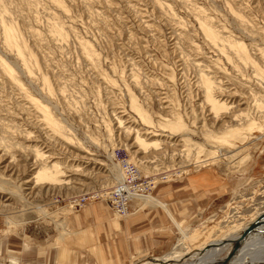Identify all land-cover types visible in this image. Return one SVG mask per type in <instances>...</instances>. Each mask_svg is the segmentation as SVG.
Masks as SVG:
<instances>
[{
  "label": "rangeland",
  "instance_id": "obj_1",
  "mask_svg": "<svg viewBox=\"0 0 264 264\" xmlns=\"http://www.w3.org/2000/svg\"><path fill=\"white\" fill-rule=\"evenodd\" d=\"M200 16L259 58L264 0H0V264H154L173 254L166 264H202L216 250V260L225 258L226 240L264 214V133L248 150L212 156L200 76L227 86L238 102L239 92L263 89L228 42L208 39ZM6 27L17 33L20 54ZM131 101L155 126L159 115L170 117L164 108L180 112L195 132L191 150H140L127 126H153ZM43 108L64 135L51 130ZM32 147L69 167V182L37 184ZM120 156L154 181L150 194L161 207L136 200L119 217L94 196L117 182ZM77 196L87 199L75 206Z\"/></svg>",
  "mask_w": 264,
  "mask_h": 264
},
{
  "label": "bare ground",
  "instance_id": "obj_2",
  "mask_svg": "<svg viewBox=\"0 0 264 264\" xmlns=\"http://www.w3.org/2000/svg\"><path fill=\"white\" fill-rule=\"evenodd\" d=\"M57 3L60 5V2H57ZM200 22H201V26L206 36L208 37L209 40H211V42L217 45L219 44L221 40L223 41V43L224 41L228 42V46L230 47L231 52L233 54H236V56L240 60L239 64L243 63L246 66H248L247 64L249 63L252 64L254 70L256 71V75L258 76V79H259L257 84H259L260 87L257 84L256 85L259 88L263 89L262 90L263 93L255 89L244 92L240 86V88L242 89L244 93L239 92V91L237 92L234 91L235 94L238 92L240 94H244V96H240L242 97L241 99L242 101L238 102L236 101L237 99L233 100L234 96L230 94L229 91L231 89L228 91L229 88H226L227 86H224L223 84H218L219 82H217L215 78L209 77L210 76L209 74L200 76L201 84H203V87H204L205 103H207V105H204L202 109L205 112L203 114V118H205V115L207 114L208 116L209 114H212L211 120H208V117H206L203 120V127L205 130H203L202 132H204L206 138L208 137L207 139H209L210 141L209 142L207 140L212 148L211 150L208 147L211 150L209 153H211L212 156L225 159L228 155L232 153L235 154L237 152H242L243 150H248L249 148L247 147L248 145L246 144L248 143L250 138L256 136L257 133L259 132L264 133V49L261 47L258 48L259 58L257 57L253 58L254 56L252 57V55H250L248 46L244 42L236 41L232 39L230 36L225 35L224 37L223 36L224 34L218 31L215 27H213V25L209 24L208 21L203 16H200ZM5 30H6L5 40L7 44L10 45V47L12 46L13 48L16 47L20 54L23 50L19 44L17 33L14 31L12 27H6ZM59 34L62 35L61 32H59ZM222 50H224V48H222ZM2 67L4 71L6 72V74L8 73L9 75L12 76L11 68L8 65L6 66L5 64H3ZM241 70L243 71V69ZM167 100H168L167 98L164 99V101H167ZM131 102H132L133 110L135 111L136 115H138V117L141 119V121L145 125L153 126V128H150V127H148L149 129L140 128L139 130H137L136 128L131 130V127L128 128L127 126L129 135L134 136V141H135L134 143L136 146L139 145L140 150L145 149L146 151L150 148L159 149L161 148V146H164L165 144H167L165 145L167 147H173L176 149L181 148L179 147V145H183L184 146L183 150L179 149L180 151H183V152L185 150L186 151L191 150V147L193 146L194 143H190V142H193L192 135L194 136L195 132L193 131L192 133V130H188V128H190V125H189L190 123H187L185 121L184 116H182L180 112L176 111L175 113V109H173V107L171 106L169 107L166 104L168 107L166 109L163 107L164 110H166L164 111V115L170 116L171 118L169 117V118L164 119L162 118L164 116L159 115L160 116L159 121L157 122V125L155 126L153 125L152 116H150L147 111H145L140 105H138L137 102L135 101H131ZM245 103L247 104L250 103V105L243 107ZM208 105H210L209 109L207 108ZM206 108L208 109V112L206 111ZM42 112H43V117L46 119L49 126L53 128L51 130L52 131L54 130L53 131L54 133L64 135V133H61V130H62L61 125L58 124L57 122H54L50 118L48 111L43 108ZM118 121L122 124L121 118L118 117ZM154 128L157 130L159 129V131L161 130L163 134H159V131H156ZM157 137H159L160 139ZM163 138H166V139L163 140ZM254 141H256V138H254ZM161 144H164V145H161ZM196 146H199L201 149H204V146L200 144ZM196 146H194V148ZM28 149L29 151L34 153L36 163L37 162L39 163L38 169H37L38 171L35 173V182H37V184H39V182H44L46 184L51 183V184L61 185L62 183L64 184V182H69L70 179H67V177H64L65 174H67L66 172L69 167H67L61 162H58L57 160L56 162L52 161L53 163H51V161L49 160L51 158L48 157L46 153L43 152V150L37 147H32ZM216 157H213V159ZM207 164H205L206 165L205 167H210L211 164L209 165ZM122 175L123 174L121 173V171L120 172L116 171L115 180L117 181L120 180L122 178ZM149 194L136 198V200H140V202L143 201L144 203L146 202L147 204L151 206L161 207L162 206L161 202L158 199L156 200L151 194L150 195ZM136 200H134L133 202H135ZM262 221H264V219ZM247 226H245L244 228H246ZM244 228L241 229V231L239 230L234 235V239L239 237V235L243 232ZM261 230H264V224L258 227H255L254 230H252V232L248 235V239L242 242L241 247L230 258L231 260L228 262V264H264V253L261 254L260 256L255 257L257 255V248L253 249V251L251 252V255L247 257L248 249L254 243L256 245L261 243L263 247L264 232L262 233L263 235H260ZM222 245H220L221 246L220 248H223ZM230 246L231 247H229V249L227 250L228 253L233 248V244L231 243ZM263 249L262 251L264 252ZM209 252H212V251L210 250ZM215 253H216L215 254V257H216L218 256L219 253H221V250H218V251L216 250ZM215 257L214 256L211 257V255H207V257L205 258L203 257L204 262H202V264H220L223 262V260H225V258L221 259L220 257H219L220 259L216 260ZM173 258H174V254L162 260L160 259L154 260L155 262L154 264H163V263L166 264L169 260H172ZM253 258H254V261H253Z\"/></svg>",
  "mask_w": 264,
  "mask_h": 264
},
{
  "label": "built area",
  "instance_id": "obj_3",
  "mask_svg": "<svg viewBox=\"0 0 264 264\" xmlns=\"http://www.w3.org/2000/svg\"><path fill=\"white\" fill-rule=\"evenodd\" d=\"M119 166L123 174L122 178L102 193L96 192L94 196H99L108 201L114 213L122 217L131 213L132 202L136 198L151 192L154 181L142 173L141 166L137 161L120 156ZM86 199L87 197L77 196L72 203L78 206L83 204Z\"/></svg>",
  "mask_w": 264,
  "mask_h": 264
},
{
  "label": "water",
  "instance_id": "obj_4",
  "mask_svg": "<svg viewBox=\"0 0 264 264\" xmlns=\"http://www.w3.org/2000/svg\"><path fill=\"white\" fill-rule=\"evenodd\" d=\"M262 216H264V214H262ZM262 216H259L258 218H256L252 223H250L246 228H244L243 232L239 235L238 238L236 239H232V240H226V241H230L233 244V248L231 249V251L227 254V256L225 257V260H223L222 263L220 264H228V262L231 260L230 258L235 254V252L241 247L242 242L246 241L248 239V235L252 232V230H254L255 227H258L262 224H264V221ZM264 232V230L260 231V235H263L262 233ZM259 235V236H260ZM257 245L254 243L249 249H248V254L247 257H249L251 255V252L253 251V249H256Z\"/></svg>",
  "mask_w": 264,
  "mask_h": 264
},
{
  "label": "crops",
  "instance_id": "obj_5",
  "mask_svg": "<svg viewBox=\"0 0 264 264\" xmlns=\"http://www.w3.org/2000/svg\"><path fill=\"white\" fill-rule=\"evenodd\" d=\"M165 202L168 204V202H167V201H165ZM106 204H109V202L107 201V202H106ZM109 206L111 207V205H110V204H109ZM169 209H170L169 211H170V212H171V214L173 215L171 208H169Z\"/></svg>",
  "mask_w": 264,
  "mask_h": 264
}]
</instances>
